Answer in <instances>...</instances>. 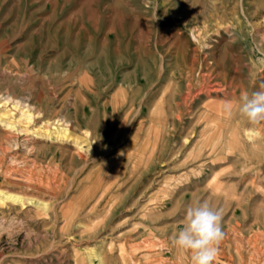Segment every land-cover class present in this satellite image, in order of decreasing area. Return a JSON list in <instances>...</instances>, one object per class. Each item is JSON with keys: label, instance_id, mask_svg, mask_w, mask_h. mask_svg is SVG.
<instances>
[{"label": "rangeland", "instance_id": "1", "mask_svg": "<svg viewBox=\"0 0 264 264\" xmlns=\"http://www.w3.org/2000/svg\"><path fill=\"white\" fill-rule=\"evenodd\" d=\"M263 28L264 0H0V97L33 114L0 98V264H192L198 200L214 264H264Z\"/></svg>", "mask_w": 264, "mask_h": 264}, {"label": "clouds", "instance_id": "2", "mask_svg": "<svg viewBox=\"0 0 264 264\" xmlns=\"http://www.w3.org/2000/svg\"><path fill=\"white\" fill-rule=\"evenodd\" d=\"M239 112L251 124L264 122V89L245 94ZM223 235L220 211L209 202L198 200L186 208L174 243L190 254L192 264H214Z\"/></svg>", "mask_w": 264, "mask_h": 264}, {"label": "bare ground", "instance_id": "3", "mask_svg": "<svg viewBox=\"0 0 264 264\" xmlns=\"http://www.w3.org/2000/svg\"><path fill=\"white\" fill-rule=\"evenodd\" d=\"M263 18V17H262ZM262 23V22H261ZM264 29V28H263ZM255 32V31H254ZM198 33V32H197ZM215 34V33H213ZM218 35V34H217ZM257 35V34H255ZM263 36V35H262ZM264 39V38H263ZM216 42V41H215ZM200 56V55H199ZM207 63V62H206ZM218 84V83H217ZM199 88H200V85H199ZM222 88V87H221ZM209 89V88H208ZM211 89V88H210ZM215 89V88H214ZM213 89V90H214ZM6 90V89H5ZM198 91V90H197ZM189 92V91H188ZM194 93V92H192ZM196 94V93H195ZM212 94V93H211ZM7 95V94H6ZM183 95V94H182ZM186 95V94H185ZM217 95V94H216ZM229 95V94H228ZM4 97V96H3ZM3 97H0V98H3ZM230 97V96H229ZM234 97V96H233ZM209 99V98H208ZM216 100V99H215ZM3 101H4V105L5 104H13L11 107L12 108H20V113H21V117L25 120V122H30L33 118V114L31 113L30 111V108L28 106L27 103H23L22 101L20 100H14L12 98H9L8 96H6L5 98H3ZM2 102V101H1ZM0 102V107H2L3 104H1ZM190 102V101H189ZM190 109V108H189ZM39 114V113H38ZM55 120V119H54ZM55 123V122H54ZM5 125V124H4ZM7 127L9 128H13V126L11 124H7L6 125ZM48 127V126H47ZM66 127V126H65ZM5 128V127H4ZM43 129V128H42ZM25 130V129H24ZM67 131V130H65ZM11 132V131H10ZM83 151H88L87 148H81ZM28 169V168H27ZM25 174V173H24ZM11 176V175H10ZM26 176V174H25ZM24 177V176H23ZM39 180V179H38ZM0 197L1 198H4L6 200H10L11 202H14V203H18L20 205H23V201L24 199L21 197V196H18V195H14V194H10V193H6L3 192V191H0ZM33 197V196H32ZM32 202L33 204H37L38 206H41L42 208H45L46 207V203L44 202H40V201H37V200H33V199H30V200H27V202ZM42 201V200H41ZM41 215V214H40ZM54 219V218H53ZM237 239V238H235ZM258 239V238H257ZM245 243V242H244ZM92 253H90L91 255V258L94 262H96V264H102V260H101V257L99 255V253H96L95 251H91Z\"/></svg>", "mask_w": 264, "mask_h": 264}]
</instances>
